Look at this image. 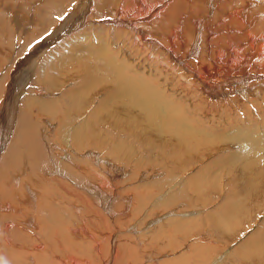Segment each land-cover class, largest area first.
I'll use <instances>...</instances> for the list:
<instances>
[{"label": "rangeland", "instance_id": "1", "mask_svg": "<svg viewBox=\"0 0 264 264\" xmlns=\"http://www.w3.org/2000/svg\"><path fill=\"white\" fill-rule=\"evenodd\" d=\"M16 1L17 2H15L13 0V2H14L13 3L10 0H3V1L0 0V43H1L0 44L1 45L0 46V62H1L0 65L3 64L5 66L6 64H8L7 62H9L10 59L14 58V63H16V65L18 66V69L16 70V74H15L16 75L15 76V81H16L15 83H17V85H18V87H17L18 90H20V88L23 87L20 91V94L17 95L20 102H21L22 98H24V97L29 98L30 100L33 99L34 100L33 102L36 101L35 103L39 102L40 100H50V98H52L54 100V98H55L58 100V102L60 101V106H62V108L65 110V112L68 113L69 115L70 114L72 115V116H70L69 121L72 118H75L73 120V122L71 123V125L74 127V129H76V127H78L77 126L78 123L80 124L79 126H82L81 123L83 122V120L88 119L89 115L94 110L96 111L95 108H97V111L96 112L94 111V112L95 113L98 112V108L100 109V106H101V104H99V102L100 103L104 102L103 98L105 97V94H104L105 91H103V90H101V91L99 90V91H97V93H95L96 91L90 92L88 90V91L84 92V94H82L83 98L81 96L80 101H79V99H77V97H75L76 100L74 98V100H72V104H71V101L66 96V92L68 90L74 91V90L80 89V88H78L79 82L74 77V76H77L78 73H76L74 70L76 69L75 65L78 64V62L80 63V61H82L83 59L86 58L84 55L88 54V53H86L85 50L88 49L87 51L91 50L90 52L92 55L89 54L90 56H93L96 53H98L101 55L102 58L103 57H104V59L107 58L106 59L107 61L110 58L109 62L113 65L114 68H116V69L121 68L122 69V70H120V71L124 72V74H122V76H125V78L130 77L132 80L137 81V83L139 85L143 86V88L147 89V91H146V89H144L143 92H141V94H146V96L148 95L147 97H149L151 99L154 98L155 101H156V97L161 98L162 99L161 101H157L159 103L158 105L160 107H163V106L167 107L168 104L172 103L174 106L182 108V109H180L181 110L180 112H182V113L178 114V115H180L179 119L181 120V118L184 117V118H182L181 121H183V120H186V122L188 121L187 123H188V126L190 127L189 129H190V131H192L194 133L193 136L196 137V139H197V137H200V138H204L207 141V144L204 146V149L200 148L195 153L194 152L190 153L189 154L190 156L188 158H186L185 161H179L180 163L178 162L179 164H177L178 160H176L174 157L170 158L171 159L170 160L168 157L169 155L166 154L164 150L160 151L157 149L159 147V144L157 142H154L153 146L152 145H143L144 141L141 139L140 133H137L138 131H136V130H135L136 132L135 131H128V134H126V132H124V131L121 132L119 130H115V126L118 127L117 124H120L118 122H121V121L123 122V120H125L126 118H124L125 115H123V114H117V113L111 111L109 116L106 114L104 116L105 118L104 119L102 118V121H101L102 122V128H101L102 131L100 130L101 132H98L99 134L95 133V135H89L90 138L86 139V141H84L85 145H83L86 148L81 150L82 151L81 152L80 150H77L78 148H76V142L74 140L75 139V133H67L65 135H62L63 133H65V130L68 127L65 124L69 123V121L66 122L64 120L66 118L62 117L63 115L60 116L59 114H55V113H54L55 115H50V113H48V112L39 113V109L37 110L36 107L31 108V113L33 115H35L33 118L35 120L38 119L40 122V127L41 128L43 127V129H41L42 138H44L43 147H44L45 151L48 150V151H46V154L49 156V157L48 156L47 157H48V161H49V166H50L49 170L50 171L48 170L49 166L44 167V170L46 168H47L46 170H48L45 178H47V181L49 183L52 182L51 184L54 187L53 189H55L54 193H51L49 198H47V200L45 199V201L48 203V205H50V207H52V209H54V211L56 213L53 215V217H51V216L49 217L48 214H46V215L44 214V220L47 223L44 226H45V229L47 231L48 229L51 228L50 226H51V222H52V223H54L53 227L57 224L60 231L57 230L54 234L53 233L47 234L44 230L45 235L46 234L49 235V239L51 242L50 241L48 242V240L46 238L47 235L44 237V239L41 236V240L39 241L38 232H40V231H39V229L37 230V228H39V227L37 226V222H36L35 217L33 216L34 221H35L34 224H32V226L29 225L30 226L29 227L26 225V220H24V222L21 223L23 218L15 216L16 217V218H14L15 222H12V223L14 225H17L16 228H18L20 230L22 229L21 233L23 235V239H25L23 241V243L25 246L24 251L26 253L23 251V255L27 254L26 256H28V255L32 254V249H34L33 246L42 244V247L34 249L33 251H36L39 249L43 250L46 248H47L46 250L49 251L51 249L50 247H52L54 250L52 249L51 251L55 252V255L52 254L53 255L52 257H53V259H56L55 263L58 264L59 259L63 258L66 254H69L66 252L65 246L67 244L68 245L71 244V247H74L75 249H76V247H77V249H80L81 247H86L88 253L90 250L89 254L91 255V258L89 259V256L85 255V254H83V256H82L81 255L82 253L79 255L80 252L76 253L77 249L76 250L73 249L75 253L71 256L73 257L74 260H72V257L69 258L70 261L67 258L66 259L67 264H84V263L85 264H92V263L95 264L92 261H95L96 264H102L103 261L106 262L108 260H109L110 264H123V263L124 264H173V262H175V263L181 262L182 264H184V263L185 264H199V263L200 264H218V263L219 264H251V263L254 264V258H252V259L250 258L249 261L244 262V260H245L244 258L247 257V256H244V258L238 257V260L236 261L235 260V259H237V257L235 258L236 255L235 256L232 255V254L239 253V252L242 254H245L248 251H249L248 253H251V248L254 249L251 254H256L255 256H258V255L264 256V187L262 188V190H263L262 195H258V193H254L252 195L247 196L246 194H243L244 192L241 189L242 185L245 187H249V188H252L251 185H253V189H254V187L256 185H259L260 182H262V180L260 181L261 178H259V176H261V175H262V177L264 176V162L261 161L259 158L263 154L262 155L259 154L258 155L259 157L257 156V158L259 159V162H257L254 159V154H252V153L248 154L247 152H249V151L240 153V148H239L242 141L245 143L247 142V144H248L249 141H247V136H249L251 133H252V135H250V136L253 137V139H252L253 142H251L250 144L254 143V139L256 141L257 137H258L257 141L259 143H261V142H262L261 144L264 143L263 142L264 141V139H263L264 138V87L262 88V86L264 85V81H262L261 83H255L256 81H253L254 79L251 77H256L257 75H249L246 72V73H244V76L246 77V74H247L248 78H246L244 80L239 79L236 81V83L241 82V81L246 83V81L248 79L249 82L248 81L247 82L250 83L251 87H249L247 89L241 88V86H239V84H236V83H235L236 85L231 84V85H228V87H227V85H225V83H226L225 82L223 84L225 87L228 88L227 91L221 92V90H219L217 85L213 88V90H210V89L206 90V91L209 90V91L215 92V94H214L215 96L217 93L216 97H218V95L220 96L218 99L214 95H209L208 97H206L207 95L203 92L204 90L202 88H201L202 90L198 88V86H201L202 84L200 83V81H198V79H196L195 76H192V78L195 80V82H192L193 80L190 79V81H191L190 83H192L191 87H190V83H188V84L187 83H185V84L181 83L184 80H181V78L179 76V72H178L179 70H177L176 73H174V71L176 69L175 70L172 69V71H171L170 68H167L164 64H162V62L164 60V58H162V54H164V52L168 53L167 52L168 50H164L160 46H158V48H156V49L152 48L151 46H149L146 43V40L139 42L135 37H133L131 29L128 27V25L125 24L128 21L129 22L137 21V23H139V24L141 23L144 26V28H146L148 30V32H147L148 34L154 33V27H153V25H150L152 18H154L153 15L151 14V10H147V11L144 10V7L142 5H140L142 2L138 1V0H137V2L135 0H134V2H132L133 0H131L130 2L127 0V2L123 6L121 5L122 4V2H121L120 5H121V8L122 7L123 8L121 10H119L117 12V14H113L111 12L112 15L107 14V16H106L105 10L108 9L107 11H109V12H110V10L112 11V9L114 8V6H115L116 2H118V0L117 1L116 0H110L111 2L109 0H108L109 2L106 1L107 3H110V5H113V6H108V7L106 6L107 9H104L103 12H101L103 14L105 13L103 16L102 15L101 16L95 15L96 12L91 11L92 6L87 5L86 10H85L86 13L83 15L84 19L82 18L81 23H79L77 25L75 23H73L74 18L71 19V18H69V16H72L73 12H76V16H77L78 14L81 13L84 6H82V3H79L80 0H68L69 2L64 0L63 2L66 4L63 6L65 8V10H63V11H64L67 18L65 20L63 18H61V23L60 22H58V23H60L59 24L60 27L64 24L63 25L64 29L62 27L61 28L59 27L60 31H62V30L65 31L66 27L69 26V28H67L68 31L65 33L62 32L60 34V36H58L57 39H55L54 41L52 40L53 43L51 41L50 42L48 41L45 45H43L41 47H39L40 46L39 44L41 43V41L44 40L45 38H47L51 34L53 29L55 28L53 26L51 28V31L49 32L48 30H46L48 27L44 29L43 25H41V24H43V22L41 20L40 13H39L41 11H38L37 9L41 4H43L42 2H44V0L43 1L42 0H40V1L35 0V2H37V3H35L34 0H26V1L20 0L23 2V4L22 3L20 4V2L18 0H16ZM232 1L226 0L224 8L221 9V8H219L220 4L216 0H214V1L213 0H190L188 2H190V3L193 2V3H191V6H189L191 8H189L188 11L185 10L189 13L183 12L181 10L178 13L179 15L177 14L176 18L180 17L182 19V22L183 21H189V22H186V25H184V29L189 28V29H187V35L184 34L183 28H182V31L179 29V34L177 33V35H180V36H177V39H176L179 46L177 43H174V45H173V43L171 44L173 50L176 51V53L178 52L177 61H173L171 59V63L172 62L175 63L176 65L175 64L174 65L177 67V69L182 68V70H184V72H185L186 68L182 67L184 65L185 61L192 68H197L199 66V64L203 65V63L206 64L207 62H208L207 66L210 67L211 62H209V59L211 57L213 58V55L218 54L220 52H221L220 56H221L222 60L227 59V64L229 66L231 65V67H232V64H234V63L239 64L241 62V61H236V60H238V58L241 57V54L244 53V51H245L244 49L246 48V46L244 45V46H242L244 48H242L241 47L242 44L240 43V41H237V40H239V37H241V34L244 31H242V30L237 31V29L235 30V28L226 27L225 25H222L221 23L224 22L222 17H224L226 10H228L226 8H229V5H230V7H233L236 5L238 6V4L239 5L243 4V6H240L241 10H242L241 12L243 13L244 20H245L243 25L249 24V25H247L248 27L246 28V30L248 28L254 29V27H257L258 23H261V22H262V28L264 29V26H263L264 25V19H263L264 1L263 0H247L250 2L249 4L241 3V0H239V1L234 0V2H232ZM235 1H236V3H235ZM40 2H41V4H40ZM131 2H132V4H131ZM231 2L235 3V5L232 4ZM27 3H28V5H27ZM135 3H137V4H135ZM190 3L189 4L187 3V4L190 5ZM36 4H37V6H36ZM61 4H62V1H61ZM132 5H133V7H132ZM29 6H30V8H29ZM31 6H33V7H31ZM124 6L126 9L124 8ZM138 6L141 7L142 9H140ZM213 7H216V8L214 9ZM6 8H7V10H6ZM212 8H213V10H212ZM261 8H263V9H261ZM195 9H196V11H195ZM78 10H81L80 13ZM130 10H131V12H130ZM145 11L147 12L146 16L144 15ZM223 11H225V12H223ZM33 12H34V14H33ZM142 12H144V13H142ZM201 12H203V13H201ZM248 12H249V14H248ZM35 13H37V14H35ZM138 13H141V15L143 14V16L141 18H145V17L146 18L140 19L141 15ZM4 15H5V17H4ZM92 15H94L95 17ZM129 15H130V17H129ZM188 15H190V16H188ZM119 16H120V18H119ZM31 17H33V18L31 19ZM131 17L133 19L134 18L135 19L133 20V19H131ZM258 17H260V18H258ZM2 18H5V20ZM105 18H107V19H105ZM109 18H113V20L109 19ZM128 18H130V19H128ZM116 19H117V21H116ZM121 19L124 22H125V20H128V21L125 23L122 21L123 23H121L119 21ZM149 19H150V21H149ZM187 19H190V20H187ZM67 20L69 21V23ZM177 21H178V19H177ZM219 21H221V23ZM30 22H32V23H30ZM38 22H40V23H38ZM119 22L121 25L119 24ZM202 22H204V23H202ZM209 22H210V25H209ZM211 22H213L214 24ZM188 23H189V25H187ZM215 23H218V24L216 25ZM190 24H192V26ZM219 24H221L222 26ZM2 25H4V26H2ZM170 25L173 26V24H169L168 27ZM216 26H218V28H219V26H221V29H224V30L218 29ZM142 27L139 29L137 28V29L145 37L146 33H144V32L146 29H143ZM152 27H153V29H152ZM116 28H117V30H116ZM120 28H122V30ZM150 29H151V31H150ZM215 29H216V31H215ZM230 29L235 30V32L230 31ZM195 30H196V32H195ZM260 30H262V29H260ZM133 31H134V29H133ZM156 31L159 32L158 30H156ZM180 31H181V33L183 32V34H180ZM209 32H211V33L209 34ZM223 32H225V34ZM226 33L229 37L226 36ZM157 34H158L157 35L158 40L154 37V35H151V37H153L154 40L156 39L157 41L161 40V41H159L160 43L161 42L164 43L163 40L165 39V37H164L165 34L162 33L161 31H160V33H157ZM159 34H160V36H159ZM215 34H217V35H215ZM218 36H220V37L218 38ZM237 36H238V38L236 40H234V38ZM182 38H183V40H182ZM207 39H208V41H207ZM9 40H12L11 44H8ZM15 40H16V42H15ZM1 41L2 42L5 41L4 42L5 45H2ZM261 41H262V39H261ZM7 44H8V46H7ZM151 44H154V43H151ZM2 46H4V47L2 48ZM187 46L189 48L188 53H184L182 55L183 51L185 49L186 50L188 49ZM192 46H194L193 52L191 51ZM37 47H39V48H37ZM238 47H240L241 49H239ZM4 48H6V49H4ZM211 48H213V49H211ZM37 50H39V51L36 53L35 51H37ZM29 52L30 53L32 52L33 55L30 54L29 57L26 58L27 61L25 60L26 62H24V64H22V62H20V61H22L21 56H24V55L27 56L29 54ZM101 52H103V53H101ZM232 52H234V55ZM179 53H180V55H179ZM165 56L166 55H164V57ZM181 56L182 57L184 56V58H182ZM208 56H210V57L208 58ZM246 56H247L246 58H248L250 55L247 54ZM229 57H232L233 59L229 58ZM75 58H76V60H74ZM5 59L7 61H5ZM113 60L115 63L111 62ZM247 60H249V58L244 60V62L240 66H238L237 69L232 67V73L230 72L231 73L230 75H235L236 73H239L240 70L246 66L245 63ZM181 61H182V64H181ZM230 61H232V63H230ZM18 62H20V63L18 64ZM30 65H31V67H30ZM229 66H228V69L231 68ZM74 67H75V69H74ZM15 68L16 67L14 66V69ZM24 68H25V71H24ZM64 68L65 69L68 68V69L64 70ZM248 68L251 69L250 65ZM229 70L231 71V69H229ZM63 71L68 72L66 74H69V75H65ZM20 72L21 73L24 72V73L21 74ZM46 72L47 73L51 72V74L48 73V74H50V75H48V74H46ZM58 72H60L63 77H61L60 73L57 74ZM54 73H56V75ZM71 73L74 76H72ZM42 74H43V76L46 75L44 77L45 79L43 78L46 81H44L42 79L43 81L40 80V82H39L40 78H38V77L42 78V76H41ZM218 74L221 75V74H223V72L219 71L217 73V75ZM23 75L26 77V79L23 77ZM50 76H53L52 77L53 80L56 76L58 77L55 79L57 82L56 84H58L57 89L55 91H53V89H51V87L49 85H47L48 82L51 83ZM46 77L48 78V80ZM184 78L187 79L185 75H184ZM55 80L53 81V83L55 82ZM142 81L144 83H142ZM144 84L145 85L148 84L147 86L150 89L147 86L145 87ZM232 87H234V88H232ZM31 88H34V90ZM139 88L142 90V88L140 86H139ZM148 90L149 91H156L158 95L157 94L156 95L149 94ZM216 91H218V92H216ZM241 92H242V94H241ZM26 93H30V94H26ZM31 93H33V94H31ZM77 93H78V91H76L75 95H77ZM23 94H24V96H22ZM114 95H116V94H114ZM31 97H32V99H31ZM232 97H233V99H232ZM238 97H240V98H238ZM36 98H37V100H35ZM206 98H208L209 101H207ZM214 98H216L215 101H213ZM224 99H226V100H224ZM230 99H232V100H230ZM67 100H69L70 102ZM204 100H206V101H204ZM168 101H170V103ZM216 101L219 102L220 105ZM224 101L225 102L227 101V103H225ZM204 102L206 104L209 102L208 104L212 107L210 108V106L208 104L207 105L204 104ZM213 103H215V104H213ZM111 104H113V103H111ZM111 104L110 103L108 104V106H109L108 110L109 111L111 109H113V108H111L112 107ZM130 105H131V103H130ZM82 106H84V107L82 109H80ZM200 107H201V109H203V111L200 110ZM202 107H204V108H202ZM206 108H208V109H206ZM178 115H176V113L174 114V116H176V118L178 117ZM64 116L67 117L66 114ZM56 117H58V118H56ZM62 118H63L64 122H63ZM119 118H121V119H119ZM119 120H121V121H119ZM241 120H242V122H241ZM104 122H105L106 127L103 129V123ZM109 124H110L111 128L109 127ZM124 124H123V127H126V125L128 126V121ZM113 125H115V126L112 127ZM49 126H51V128ZM59 128H60V131H59ZM203 128L205 131L203 130ZM194 129L197 131L195 132ZM245 130H247L249 135L247 134V132ZM198 131H200L201 133L200 132L198 133ZM130 132L132 134H129ZM91 133H93V132H91ZM242 133H243V135H242ZM96 134H98L99 136L98 135L96 136ZM133 134H134V136H133ZM137 134H139V135H137ZM91 139L93 140V142ZM108 139H109V141H108ZM233 139H235V140H233ZM245 139H246V141H244ZM262 139H263V141H262ZM87 140H89V141H87ZM112 140L114 143L112 142ZM236 140L237 141L240 140L239 142H241V143H236ZM95 142L96 143L98 142V144L95 145ZM231 142H233V143H231ZM258 142H256V143H258ZM108 143H109V145L113 146L114 147L113 150H115L114 151L115 154H112L111 156L108 155L109 147H111V146L107 145ZM250 144L247 147H248V149L250 148L249 150L251 151L252 147L250 146ZM252 145L254 146V144H252ZM119 149H120V151H119ZM75 152H77V153H75ZM84 152H91L90 154L85 155L84 156L85 158L89 157V155H92V154L96 156L93 158L94 164L92 163V160L88 158L89 159L88 161H91V163L94 166V167H92L93 170H94V168L96 170H94V171L92 170L93 173H91L92 171L90 172L91 178H90V175L86 174L87 171L84 170L85 172L84 171L82 172L84 174L81 175L83 179L81 178L80 182L79 181L76 182L75 180H71L67 176V174L62 172L63 167L61 168L62 164H59V162H62V160L65 159L68 162L67 163L68 165L66 164V166L70 167V170H72L74 172H81L82 171L81 168H82L84 163H82V161H77V157L81 156V153H83L82 155H84ZM237 153L239 154V156H237L238 155ZM244 153H246V154H244ZM240 154H242V156ZM161 155H163V156L161 157ZM240 156H241V158H240ZM70 157H73V158H70ZM75 159H76V161H75ZM56 160H58V161L55 162ZM85 160H87V159H84L83 161H85ZM72 161H73V163H72ZM181 162H183V163H181ZM98 163H100V164H98ZM175 164H177V165H175ZM96 166H98V167H96ZM99 166H101V167L99 168ZM178 166L180 167L179 169H178ZM53 167H54V170H57V172L59 169L58 174H60L63 178L56 173L52 172L54 175L49 173V172H51V168H53ZM102 167H104V168H102ZM111 167H113V168H111ZM245 167L247 168V171H246ZM97 168L102 169L101 172L103 171V173L101 174ZM242 169L245 172L243 174L240 173ZM257 171H259V173ZM261 171H263V172H261ZM21 173H22V171L20 172V174ZM249 174H252V178H251V175L249 176ZM22 175H25V173H23ZM92 175H94L95 178L92 177ZM103 175L104 176L106 175V176L104 177ZM51 176L56 178V179L60 176L61 179L58 178L57 181H54L51 178ZM86 176H87V178H86ZM22 177H24V176H22ZM88 177H89V179H88ZM132 177H133V179H132ZM66 178L68 179V182L72 185L66 184L67 183ZM97 178H99L100 181H107V183L103 182V183H105V186L112 184L113 190H112L111 186L110 187H104V188L102 186H99V184H98L99 181H97V182L93 181L94 179L96 180ZM187 178H188V180H187ZM62 179H63V181H62ZM194 179L196 181L202 180V181H200V185H202V189L200 187H198L197 190L194 188H192V189L190 188V186H191L190 183H192V181ZM26 180H27V178L25 177V181ZM185 180L188 183L184 182ZM58 181H59V183H58ZM131 181H133V182H131ZM151 181H152V183H151ZM242 181L244 183H246V185H244ZM63 182H65V183H63ZM88 183H92V184L96 183L95 184L96 188L99 189L100 191L102 190V193L101 192L99 193L100 195L103 194V197L100 196L101 202L102 201L105 202L107 199V204L104 208H103V206H101V204L98 203V201L95 200L96 198H99L98 196H96L98 194H95V199L93 197H91V195L94 194L95 191L92 189V187L90 185H88ZM134 183L137 185H141V186H137L139 188V190L134 185ZM247 183H249V184H247ZM86 184H87V186H86ZM126 184H127V188H126ZM148 184H149V187H148ZM187 184H190V185H187ZM261 184L264 185L263 182ZM154 186H156V187H154ZM186 186H188V188ZM69 187H71V188L69 189ZM141 187H142V189H141ZM146 187L149 190L150 189L151 190L149 192H147L148 189L144 190ZM56 189H57V191H56ZM110 189L112 190V192ZM108 191H110V192H108ZM143 191H145L146 194L143 195ZM189 191H190V193H189ZM56 192H58V195L56 194ZM89 192H91L92 194ZM125 192H126V194H129V196H127L125 194ZM84 193H85V195H84ZM86 193H88V194H86ZM130 194H131V196H130ZM141 194H142V197H141ZM148 195H149V197H148ZM55 196H56V198H55ZM120 196H121V199H120ZM136 196L141 197L140 198L141 200H139V198ZM143 196H145V197L143 198ZM169 196H170V198H169ZM51 197H53V199ZM233 197H235V198H233ZM126 198H128V200ZM136 199H138V200L136 201ZM146 199H148V200L146 201ZM143 200L146 202H144ZM234 200L236 201V204H238L237 206H235V204L233 205ZM89 201H91V203ZM159 201L161 202L160 204L157 203ZM164 201H165V203H164ZM94 202H95V204H93ZM240 202H242V203H240ZM51 204L53 206H51ZM81 204H82V206H80ZM152 204L153 205L155 204V205L153 206ZM136 205L139 206L140 209L135 208V207H137ZM152 206H153V208H152ZM144 208H145V210H144ZM74 209H76V210H74ZM116 210L118 212H116ZM25 211H27V210H25ZM28 211L30 212L31 209L30 210L28 209ZM133 211L134 212L136 211V212L134 213ZM29 212H27V214H29ZM115 212L117 214H115ZM57 213H59V214H57ZM161 213L162 214L168 213V214L166 215V217L161 219V221H159V223L153 222L155 224L153 225V227H150L152 225L150 221H154L155 218H157V217L159 218L160 215H162ZM169 213H171V215ZM147 214H149V215H147ZM31 215H32V213H31ZM56 215H58V216H56ZM235 215L236 216L238 215L239 217L237 216V218H236ZM218 216L220 218L226 216V217H228L227 219L231 222L221 228L219 226V223L215 220ZM48 217L52 220L50 223L47 222V219H49ZM58 217L60 218V220ZM62 217H63V219H62ZM167 217H169V218H167ZM53 219H55V220H53ZM56 219H57V221H56ZM16 222H18V223H16ZM60 224H62V225H60ZM99 224H100V226H99ZM104 226H106V227H104ZM100 228H102V229H100ZM28 230H30L31 232ZM231 230L232 231L235 230L237 233L235 232V234L232 237L230 236L228 238V236L230 235L229 232H232ZM167 231H168V233H167ZM33 232L34 233L36 232V233L34 234ZM61 232L63 235L61 234ZM32 236H33V238H32ZM63 236H65L66 239ZM53 240H54V242H53ZM166 241H168V242H166ZM38 243H40V244H38ZM188 245H190V246H188ZM254 245H257V246H255V248H254ZM247 246H248V248H247ZM4 247H6V246H3V249H4ZM12 247H13V249H12ZM8 248H10V250L12 249L14 251L15 247L8 245ZM92 248L93 249L96 248V249L93 250ZM91 249H92V251H91ZM257 249L259 251H257ZM229 251H231V252H229ZM77 252H78V250H77ZM218 252H219V254H218ZM208 254L210 255V257ZM116 256H117V258H115ZM28 257H30V256H28ZM69 257H70V255H69ZM93 257L95 258V260ZM181 257L183 259H181ZM107 258H109V259H107ZM26 259L23 256V258H21L20 261L26 262ZM115 259H116V261H115ZM173 259H175V260H173ZM117 260L119 263L117 262ZM82 261H84V262H82ZM122 261H124V262H122ZM31 262H32V260L29 262V264ZM104 262H103V264H104ZM259 263H261V262H259Z\"/></svg>", "mask_w": 264, "mask_h": 264}, {"label": "bare ground", "instance_id": "2", "mask_svg": "<svg viewBox=\"0 0 264 264\" xmlns=\"http://www.w3.org/2000/svg\"><path fill=\"white\" fill-rule=\"evenodd\" d=\"M3 1V0H2ZM13 2V0H10ZM15 2H17L16 0H14ZM20 2V4L23 2L18 0ZM26 1V0H25ZM40 1V0H39ZM43 1V0H42ZM41 1V2H42ZM61 1H62V4H61ZM64 0H44V2H42L43 4H41L40 2V6L38 7V11H41L39 12L40 13V16H41V20L43 22V28H47L46 30H48L49 32L51 31V28L54 26L55 28L53 29V31L51 32V34L45 38L44 40L41 41V43L39 44L41 46L45 45L48 41L52 42L58 38V36H60V34L62 32H67L69 28L66 27L65 31H60L59 30V27H60V23H61V18H63L64 20L67 18L64 11L65 8L63 7L66 3L63 2ZM65 1H68V0H65ZM93 1V2H92ZM106 1L108 0H80L79 3H82V6L83 7V10H78L79 13L81 11L80 14H78L76 16V12H73L72 13V16H69V18H74L73 19V23H75L76 25L81 23L82 21V18H83V15L86 13V7L87 5H91L92 8H91V11L93 12H96L95 15H104L106 13V16L107 14L110 15L111 12L113 14H117V12L119 10H121V5L123 6L127 0H118V2H116L114 8L112 9V11L110 10L107 11L108 9L106 8V6H113V5H110V3H107ZM110 1V0H109ZM108 1V2H109ZM117 1V0H116ZM129 2L131 0H128ZM137 2V0H135ZM138 1H141L142 3L140 5H142L144 7V10H151V14L153 15L154 18H152L151 20V24L150 25H153L154 27V33H150L148 34V30L146 28H144V26L140 23H137V21H131L129 22L128 20H125V23L122 19L119 20L121 23H125L126 25H128V27L131 29V32H132V35L133 37H135L139 42L141 41H145L146 40V43L151 46L152 48H158V46L162 47L164 50H168L167 52L168 53H165L162 54V58H164L162 64H164L167 68H170V70L172 71V69H176L174 71V73H176L177 70H179V76L181 78V80H184L182 81L181 83L185 84V83H190V79H192L193 81L192 82H195V80L192 78V76H195L196 79H198V81H200V83L203 85L201 86H198L199 89H203L204 93L207 95H205L206 97H208L209 95H214L215 92H212V91H206L207 89H210V90H213V88L217 85V87L219 88V90H221V92H224V91H227L228 90V85H231V84H235L237 80H244L247 77V74H246V77L244 76V73H248L249 75H257L256 77H251L253 78L252 80L253 81H256L255 83H261L262 81H264V29L262 28V22L261 23H258V26L257 27H254V29H250L248 28L246 30V28L248 27L247 25H243L245 20H244V16H243V13L241 12V7L240 6H243L242 5H239L238 6H233V7H230L229 5V8H226L228 10H226V13L224 14V17H222V19L224 20L223 23H221V21H219L222 25H225L226 27H232V28H235V30L237 29V31H244L242 34H241V37H239V40L237 41H240V43L242 44V46H246V48L244 49V53L241 54V57L238 58V60L236 61H241L239 64H232V67L237 69L238 66H240L244 60L248 59L246 61V66L240 70L239 73H236L235 75H230L232 73V67L231 65L229 66L227 64V59L225 60H222L220 53L218 54H215L213 55V58L211 57L209 59V62H211V66L208 67L207 66V63H203V65L199 64V66L197 68H192L190 67L187 62L185 61L184 65L182 67H185L186 68V71L184 72V70H182V68H178L175 66L176 64L175 63H171V59L173 61H177V55H178V52L176 53V51L173 50L171 44L173 43H177L176 39H177V36H180V35H177V33L179 34V29L182 31V28L184 29V25H186V22H189V21H183L182 22V19L179 17V18H176L177 17V14L182 10L183 12H187L189 10V6H191V3L193 2H188L190 0H138ZM160 1V2H159ZM214 1V0H213ZM220 5H219V8L223 9L224 6H225V3H226V0H216ZM232 1V0H231ZM239 1V0H237ZM264 1V0H263ZM11 2V3H12ZM28 2V1H27ZM30 2V1H29ZM35 2V0H34ZM69 2V1H68ZM111 2V1H110ZM122 2V4H121ZM134 2V0L132 1ZM131 2V4H132ZM228 2V1H227ZM234 2V0L232 1ZM231 2V3H232ZM10 3V4H11ZM14 3V2H13ZM37 3V2H35ZM190 3V5L188 4ZM195 3V2H194ZM214 3V2H213ZM216 3V2H215ZM217 3V4H218ZM229 3V2H228ZM236 3V1H235ZM235 3H232L235 5ZM241 3H244V4H249L250 2L247 1V0H241ZM240 3V4H241ZM8 4V3H7ZM9 4V5H10ZM70 4V3H69ZM121 4V5H120ZM137 4V3H135ZM230 4V3H229ZM28 5V3H27ZM68 5V4H67ZM71 5V4H70ZM81 5V4H80ZM193 5V4H192ZM197 5V4H196ZM213 5V4H212ZM37 6V4H36ZM79 6V5H78ZM136 6V5H135ZM162 6V7H161ZM232 6V5H231ZM258 6V5H257ZM26 7V6H25ZM33 7V6H31ZM88 7V8H89ZM118 7V8H117ZM129 7V6H128ZM133 7V5H132ZM139 7V6H138ZM198 7V6H197ZM247 7V6H246ZM259 7V6H258ZM30 8V6H29ZM64 8V9H63ZM67 8V7H66ZM79 8V7H78ZM110 8V7H109ZM125 8V6H124ZM137 8V7H136ZM140 9H142L141 7H139ZM193 8V7H192ZM199 8V7H198ZM197 8V9H198ZM214 9L216 7H213ZM212 8V10H213ZM260 8V7H259ZM18 9V8H17ZM104 9H107L105 10V13H101L103 12ZM111 9V8H110ZM126 9V8H125ZM128 9V8H127ZM263 9V8H261ZM7 10V8H6ZM33 10V9H32ZM187 10V11H185ZM206 10V9H205ZM22 11V10H21ZM34 11V10H33ZM137 11V10H136ZM142 11V10H141ZM145 11V16H146V12ZM196 11V9H195ZM208 11V10H207ZM249 11V10H248ZM257 11V10H256ZM18 12V11H17ZM127 12V11H126ZM131 12V10H130ZM140 12V11H139ZM213 12V11H212ZM225 12V11H223ZM13 13V12H12ZM101 13V14H100ZM123 13V12H122ZM129 13V12H128ZM133 13V12H132ZM144 13V12H142ZM189 13V12H187ZM203 13V12H201ZM210 13V12H209ZM214 13V12H213ZM263 13V12H262ZM261 13V14H262ZM34 14V12H33ZM37 14V13H35ZM141 15V13H138ZM150 14V13H149ZM148 14V15H149ZM218 14V13H217ZM223 14V13H222ZM249 14V12H248ZM89 15V14H88ZM87 15V16H88ZM112 15V14H111ZM139 15V16H140ZM179 15V14H178ZM181 15V14H180ZM233 15V16H232ZM258 15V14H257ZM9 16V15H8ZM94 16V15H92ZM121 16V15H120ZM119 16V18H120ZM143 16V14L140 16V19H145V18H141ZM190 16V15H188ZM201 16V15H200ZM226 16V17H225ZM229 16V17H228ZM5 17V15H4ZM10 17V16H9ZM95 17V16H94ZM99 17V16H98ZM97 17V18H98ZM111 17V16H110ZM114 17V16H113ZM125 17V16H124ZM130 17V15H129ZM210 17V16H209ZM215 17V16H214ZM246 17V16H245ZM33 17H31L32 19ZM68 18V19H69ZM93 18V17H92ZM96 18V19H97ZM100 18V17H99ZM104 18V17H103ZM108 18V17H107ZM105 18V19H107ZM122 18V17H121ZM138 18V17H137ZM151 18V17H150ZM185 18V17H184ZM260 18V17H258ZM257 18V19H258ZM5 20V18H2ZM17 19V18H16ZM84 19V18H83ZM109 19H112L113 18H109ZM115 19V18H114ZM118 19V18H117ZM116 19V21H117ZM130 19V18H128ZM131 19H133L131 17ZM135 19V18H134ZM133 19V20H134ZM139 19V18H138ZM178 19V21H177ZM201 19V18H200ZM221 19V20H222ZM263 19H264V16H263ZM29 20V19H28ZM35 20V19H34ZM33 20V21H34ZM40 20V19H39ZM38 20V21H39ZM40 20V21H41ZM103 20V19H102ZM187 20H190V19H187ZM203 20V19H202ZM214 20V19H213ZM217 20V19H216ZM20 21V20H19ZM68 21V20H67ZM108 21V20H107ZM123 21V22H122ZM150 21V19H149ZM205 21V20H204ZM208 21V20H207ZM211 21V20H210ZM249 21V20H248ZM253 21V20H252ZM257 21V20H256ZM60 22V23H58ZM119 22V24H120ZM247 22V21H246ZM25 23V22H24ZM32 23V22H30ZM40 23V22H38ZM69 23V21H68ZM109 23V22H108ZM113 23V22H112ZM204 23V22H202ZM213 23V22H211ZM67 24V23H66ZM118 24V23H117ZM169 24H173V26H169ZM214 24V23H213ZM216 25L218 23H215ZM219 24V25H221ZM64 25V24H63ZM63 25L61 26L63 28ZM71 25V24H70ZM115 25V24H114ZM121 25V24H120ZM119 25V26H120ZM149 25V26H150ZM189 25V23L187 24ZM192 26V24H190ZM209 25H210V22H209ZM212 25V24H211ZM221 25V26H222ZM4 26V25H2ZM143 26V27H142ZM190 26V27H191ZM196 26V25H195ZM208 26V25H207ZM215 26V25H214ZM213 26V27H214ZM221 26H216L218 29H221ZM256 26V25H255ZM264 26V25H263ZM29 27V26H28ZM60 27V28H61ZM125 27V26H124ZM143 28V29H146L144 33H146V36L144 37L142 35L141 32L138 31L139 28ZM152 27V29H153ZM197 27V26H196ZM203 27V26H202ZM201 27V28H202ZM206 27V26H205ZM211 27V26H210ZM215 27V28H216ZM224 27V26H223ZM251 27V26H250ZM6 28V27H5ZM42 28V29H43ZM138 28V29H137ZM212 28V27H211ZM64 29V28H63ZM72 29V28H71ZM122 30V28H120ZM134 29V31H133ZM187 29L189 28H185L184 29V34L187 35ZM205 29V28H204ZM229 29V28H228ZM262 29V30H260ZM45 30V31H46ZM117 30V28H116ZM124 30V29H123ZM141 30V29H140ZM156 30H158L159 32H157ZM221 30H224V29H221ZM220 30V31H221ZM235 30L233 29H230V31H234ZM260 30V31H259ZM9 31V30H8ZM70 31V30H69ZM151 31V29H150ZM160 31L162 33L165 34V39L163 40L164 43H160L159 41H157V33H160ZM180 31V34H183V32L181 33ZM204 31V30H203ZM209 31V30H208ZM216 31V29H215ZM39 32V31H38ZM143 32V31H142ZM196 32V30H195ZM9 33V32H8ZM27 33V32H26ZM37 33V32H36ZM63 33V34H64ZM211 32H209L210 34ZM225 34V32H223ZM222 33V34H223ZM239 33V32H238ZM30 34V33H29ZM33 34V33H32ZM45 34V33H44ZM208 34V35H209ZM35 35V34H34ZM66 35V34H65ZM151 35H154V37L157 39L154 40L153 37H151ZM217 35V34H215ZM148 36V37H147ZM160 36V34H159ZM184 36V35H183ZM204 36V35H203ZM226 36L227 33H226ZM163 37V38H164ZM220 36H218L219 38ZM229 37V36H228ZM227 37V38H228ZM28 38V37H27ZM208 38V37H207ZM238 38L235 37L234 40H236ZM6 39V38H5ZM25 39V38H24ZM181 39V38H180ZM192 39V38H191ZM262 39V41H261ZM28 40V39H27ZM53 40V41H52ZM183 40V38H182ZM222 40V39H221ZM21 41V40H20ZM201 41V40H200ZM208 41V39H207ZM2 42V41H1ZM5 41L2 42V45H5L4 43ZM16 42V40H15ZM57 42V41H56ZM214 42V41H213ZM226 42V41H225ZM12 43V40H9L8 44H11ZM86 43V42H85ZM151 43H154V44H151ZM231 43V42H230ZM1 44V43H0ZM7 44V46H8ZM15 44V43H14ZM51 44V43H50ZM56 44V43H55ZM81 44V43H80ZM79 44V45H80ZM129 44V43H128ZM178 44V43H177ZM18 45V44H17ZM49 45V44H48ZM147 45V46H148ZM211 45V44H210ZM1 46V45H0ZM103 46V45H102ZM146 46V47H147ZM179 46V44H178ZM229 46V45H228ZM4 46H2L3 48ZM37 47V48H39ZM104 47V46H103ZM102 47V48H103ZM7 48V47H6ZM4 48V49H6ZM151 48V49H152ZM180 48V47H179ZM188 48V46H187ZM215 48V47H214ZM233 48V47H232ZM239 49H241L240 47H238ZM237 48V49H238ZM244 48V47H242ZM80 49V48H79ZM207 49V48H206ZM210 49V48H209ZM213 49V48H211ZM219 49V48H218ZM40 50V49H39ZM35 51L36 53L39 51ZM88 49H86V53L88 54H85L84 56L86 57L85 59H83L82 61H80V63L78 62V64H76V69L74 67V71L77 74V76H74L72 73V76H74L78 82H79V86L78 88H80L79 90H74V91H67L66 92V96L69 98V100L71 101V104H72V100H74L75 97H77V99H79L80 101V97L82 96V94H84V92L86 91H90V92H95L97 93V91H105V97L103 98L104 102L100 103L101 106H100V109L98 108V112L95 113L97 111V108L96 111L92 112L90 115H89V118L88 119H84L83 122L81 123L82 126H79L80 124L78 123V127H76V129H74V127L71 125V123L73 122V120L75 118H72L70 121H69V118L70 116H72L71 114L69 115L68 113L65 112V110L62 108V106H60V101L58 102L57 99H55L54 97V100L52 98H50V100H40L39 102L35 103L33 102L34 100H30L29 98H22L21 102L20 100L18 99V96L20 94V91L21 89L23 88H20V90H18V85L17 83H15V74H16V70L18 69V66L16 65V63H14V58L10 59L9 62H7L8 64H6L5 66L2 64L0 65V264H29V262L32 260V264H57L55 263L56 259H53V255H55V252L54 251H51L53 248L50 247L51 249L48 251L46 249H43V250H36V251H33L34 249H37L39 247H42V244L41 245H35L33 246L34 249H32V254L26 256V255H23V251H24V243L23 241L25 239H23V235H22V229H18L16 228L17 225H14L12 222H15L14 221V218H16L15 216L17 217H22L23 220L21 221L24 222V220H26V225L27 226H32V224H34V217L36 219V222H37V226L39 228H37V230L39 229L40 232H38V238H39V241L41 240V236L44 237L49 234V233H55L57 230H59L57 224L53 227V224L51 221V219L49 218L50 216L53 217V215L56 213L54 211V209H52V207H50V205H48V203L45 201V199L47 200V198H49L50 194L51 193H54V190L53 189V185L51 184L52 182H48L47 181V178H45L48 170L50 169V166H49V161H48V155L46 154V151L48 150H44V147H43V140L44 138H42V132H41V129H43V127L41 128L40 127V122L39 120H35L33 117L35 115H33L31 113V108L33 107H36V109L38 110L39 109V113H44V112H48L50 113V115H55V114H59L60 116L63 115L62 117L66 118L64 119L66 122L69 121V123L65 124L67 127V129L65 130V133H63L62 135H65L67 133H75V142H76V148H78L77 150H83L85 149L86 147H84L83 145L84 144V141H86V139H89L90 136L89 135H95V133H98V132H101L102 131V118L104 119L105 115L107 114L109 116L110 112L113 111L117 114H123L125 115L124 118H126L125 120H123L124 123H126L128 121V126L126 125V127H123V122L121 120V122H118L120 124H117V126L113 125L112 127L115 126V130H119V131H124L126 132V134H128V131H138L137 133H140V137L141 139L144 141L143 142V145H154V142H157L159 144V147L157 148L158 150L160 151H165L166 154H168L167 156L170 158L174 157L177 161V164H179L180 162L179 161H185L186 158H188L190 155V153L192 152H196L198 151L200 148H203L204 149V146L207 144V141L204 139V138H200V137H194V133L192 131H190V127L188 126V121L186 122V120H182V117L181 120L179 119L180 112L182 108H179L177 106H174L172 103H170V101H168L170 104H168L167 107L163 106V107H160L158 104L157 101H161L162 99L159 98V97H156V101L154 98H149L146 96V94H141V92H143L144 89L146 88H143V86L139 85L137 83V81H134L132 80L130 77L129 78H125V76H122V74H124L123 71H120L122 70L121 68H114L113 65L109 62V60L107 61L104 57L102 58L100 54L96 53L95 55L93 56H90L92 55L91 54V50L87 51ZM188 50L189 48L186 50L183 51L182 55L184 53H188ZM232 50V49H231ZM105 51V50H104ZM181 51V50H180ZM192 52L194 51V46H192ZM200 51V50H199ZM211 51V50H210ZM213 51V50H212ZM215 51V50H214ZM234 51V50H233ZM241 51V50H240ZM239 51V52H240ZM82 52V51H81ZM80 52V53H81ZM236 52V51H235ZM27 53V52H26ZM25 53V54H26ZM103 53V52H101ZM105 53V52H104ZM138 53V52H137ZM208 53V52H207ZM233 55H234V52H232ZM33 55V53L29 52V54L26 56H21L22 57V64H24V62H26V58L29 57V55ZM90 54V55H89ZM195 54V53H194ZM198 54V53H197ZM212 54V53H211ZM228 54V53H227ZM247 54H249L250 56L248 58H246ZM164 55H166L164 57ZM180 55V53H179ZM186 55V54H185ZM207 55V54H206ZM232 55V56H233ZM17 56V55H16ZM88 56V57H87ZM2 57V56H1ZM20 57V58H21ZM46 57V56H45ZM182 57V56H181ZM207 57V56H206ZM210 56H208L209 58ZM19 58V59H20ZM77 58V57H76ZM76 58L74 60H76ZM79 58V57H78ZM184 58V56L182 57ZM229 58H232V57H229ZM251 58V59H250ZM233 59V58H232ZM26 60V61H25ZM53 60V59H52ZM231 60V59H230ZM5 61H7L5 59ZM60 61V60H59ZM158 61V60H157ZM179 61V60H178ZM208 61V60H207ZM18 62V64L20 63ZM111 62H114L111 61ZM250 62V63H249ZM115 63V62H114ZM117 63V62H116ZM230 63H232V61H230ZM1 64V62H0ZM21 64V65H22ZM27 64V63H26ZM66 64V63H65ZM64 64V65H65ZM175 64V65H174ZM180 64V63H179ZM181 64H182V61H181ZM251 67H249V65ZM16 67L14 69V66ZM209 65V64H208ZM20 66V65H19ZM28 66V65H27ZM228 66L231 67L229 69H231V71L228 69ZM25 67V66H24ZM31 67V65H30ZM68 69V68H66ZM64 68V70H66ZM125 69V68H124ZM228 69V70H227ZM240 69V68H239ZM45 70V69H44ZM23 71V70H22ZM24 71H25V68H24ZM48 71V70H47ZM50 71V70H49ZM53 71V70H52ZM73 71V70H72ZM214 71V72H213ZM223 72V74L221 75H217L218 72ZM239 71V70H238ZM64 72V71H63ZM62 72V73H63ZM231 72V73H230ZM21 73V72H20ZM24 73V72H23ZM21 73V74H23ZM51 74V72H48ZM46 72V74H48ZM60 72H58L57 74H59ZM68 72H64L65 75H69V74H66ZM83 73V74H82ZM127 73V72H126ZM148 73V72H147ZM48 74V75H50ZM56 75V73H54ZM63 74V75H64ZM54 75V76H55ZM61 75V73H60ZM59 75V76H60ZM130 75V74H129ZM184 75L186 76L187 79L184 78ZM41 77H38L40 78L39 79V82L40 80L43 81L45 78L46 75L43 76V74L41 75ZM23 77L26 79V77L23 75ZM28 77V76H27ZM53 76H50V79H51V83L48 82L47 85H49L51 87V89H53V91H55L57 89V85L56 84V78H58L57 76L54 78L55 82L53 83ZM61 77H63L61 75ZM65 77V76H64ZM70 77V76H69ZM148 77V76H147ZM37 78V77H36ZM44 78V79H43ZM47 78V77H46ZM72 78V77H71ZM243 78V79H242ZM43 79V80H42ZM49 79V80H50ZM134 79V78H133ZM48 80V78H47ZM53 80V81H52ZM59 80V79H58ZM137 80V79H136ZM35 81V80H34ZM46 81V80H44ZM248 81V79H247ZM246 81V83L244 82H238L236 84H239V86H241V88H249L251 87L250 86V83H248ZM24 82V81H23ZM226 82V83H225ZM28 83V82H27ZM142 83H144L142 81ZM199 83V82H198ZM227 85V87L224 86V84ZM248 83V84H247ZM41 84V83H40ZM56 84V85H55ZM141 84V83H140ZM191 84L190 83V87H191ZM235 84V85H236ZM60 85V84H59ZM145 85V84H144ZM148 84L145 85V87L147 86ZM177 85V84H176ZM234 85V86H235ZM254 85V84H253ZM258 85V84H257ZM139 86L142 88V90L139 88ZM179 86V85H178ZM189 86V85H188ZM259 86V85H258ZM261 86V85H260ZM148 87V86H147ZM231 87V86H230ZM236 87V86H235ZM264 87V85L262 86V88ZM35 88V87H34ZM34 88H31L34 90ZM149 88V87H148ZM224 88V89H223ZM234 88V87H232ZM237 88V87H236ZM150 89V88H149ZM201 89V90H202ZM217 89V88H216ZM161 90V89H160ZM177 90V89H176ZM218 90V89H217ZM218 90V91H219ZM76 91H78L77 95L76 94ZM102 91V92H103ZM147 91V89H146ZM149 91V90H148ZM216 91V92H218ZM29 92V91H28ZM48 92V91H47ZM89 92V93H90ZM197 92V91H196ZM259 92V91H258ZM149 94H154L156 95L157 92L156 91H149L148 92ZM192 93V92H191ZM26 94H30V93H26ZM33 94V93H31ZM116 94V95H114ZM227 94V93H226ZM242 94V92H241ZM36 95V94H35ZM38 95V94H37ZM123 95V96H122ZM158 95V94H157ZM176 95V94H175ZM188 95V94H187ZM24 96V94L22 95ZM88 96V95H87ZM204 96V97H205ZM215 96V95H214ZM216 96H217V93H216ZM215 96V97H216ZM226 96V95H225ZM229 96V95H228ZM30 97V96H29ZM34 97V96H33ZM161 97V96H160ZM189 97V96H188ZM202 97V96H201ZM220 96L218 95V97H216L217 99L219 98ZM234 97V96H233ZM232 97V99H233ZM83 98V96H82ZM163 98V97H162ZM213 101H215V99ZM237 98V97H236ZM240 98V97H238ZM207 101L208 98H206ZM228 99V98H227ZM230 99V100H232ZM235 99V98H234ZM246 99V98H245ZM37 100V98L35 99ZM63 100V99H62ZM67 100V101H69ZM76 100V98H75ZM102 100V99H101ZM121 102H120V101ZM226 100V99H224ZM236 100V99H235ZM69 101V102H70ZM206 101V100H204ZM211 101V100H210ZM212 101V102H213ZM220 101V100H219ZM238 101V100H237ZM2 102V103H1ZM65 102V101H64ZM90 102V101H89ZM217 102V101H216ZM221 102V101H220ZM225 102V101H224ZM223 102V103H224ZM110 103H113L111 104L113 109H111L110 111L108 110V104ZM131 103V105H130ZM175 103V102H174ZM209 103V102H208ZM207 103V104H208ZM219 104V102H217ZM227 103V101L225 102ZM67 104V103H66ZM76 104V103H75ZM88 104V103H87ZM176 104V103H175ZM204 104H206L204 102ZM206 104V105H207ZM215 104V103H213ZM217 104V105H218ZM209 105V104H208ZM220 105V104H219ZM226 105V104H225ZM238 105V104H237ZM236 105V106H237ZM241 105V104H240ZM248 105V104H247ZM262 105V104H261ZM87 106V105H86ZM99 106V105H98ZM202 106V105H201ZM210 106V105H209ZM230 106V105H229ZM244 106V105H243ZM78 107V106H77ZM84 106H82L80 109H82ZM206 107V106H205ZM212 106H210L211 108ZM227 107V106H226ZM67 108V107H66ZM204 108V107H202ZM209 108V107H208ZM206 108V109H208ZM235 108V107H234ZM219 109V108H218ZM35 110V109H34ZM68 110V109H67ZM200 110L203 111V109H201L200 107ZM215 110V109H214ZM69 111V110H68ZM67 111V112H68ZM210 111V110H209ZM212 111V110H211ZM72 112V111H71ZM55 113V114H54ZM176 113V115H178V117L176 118V116H174V114ZM184 113V112H183ZM187 113V112H186ZM67 115V117H65L64 115ZM79 114V113H78ZM86 114V113H85ZM88 114V113H87ZM185 114V113H184ZM183 114V115H184ZM249 114V113H248ZM259 114V113H258ZM74 115V114H73ZM231 115V114H230ZM57 116V115H56ZM173 116V117H172ZM182 116V115H181ZM262 116V115H261ZM54 117V116H53ZM82 117V116H81ZM186 117V116H185ZM58 118V117H56ZM230 118V117H229ZM77 119V118H76ZM121 119V118H119ZM196 119V118H195ZM228 119V118H227ZM63 120V118H62ZM63 120V122H64ZM81 120V119H80ZM210 120V119H209ZM237 120V119H236ZM196 121V120H195ZM110 122V121H109ZM242 122V120H241ZM123 123V124H122ZM196 123V122H195ZM252 123V122H251ZM250 123V124H251ZM260 123V122H259ZM115 124V123H114ZM235 124V123H234ZM238 124V123H237ZM262 124V123H261ZM125 125V124H124ZM62 126V125H61ZM196 126V125H195ZM226 126V125H225ZM241 126V125H240ZM239 126V127H240ZM261 126V125H260ZM51 128V126H49ZM105 122L103 123V129L105 128ZM108 127V126H107ZM109 127H110V124H109ZM199 127V126H198ZM248 127V126H247ZM252 127V126H251ZM111 128V127H110ZM107 129V128H106ZM240 129V128H239ZM246 129V128H245ZM253 129V128H252ZM101 130V131H100ZM109 130V129H108ZM200 130V129H199ZM204 130V128H203ZM249 130V129H248ZM258 130V129H257ZM263 130V129H262ZM59 131H60V128H59ZM105 131V130H104ZM135 131V132H136ZM194 131L196 132L197 130L194 129ZM205 131V130H204ZM221 131V130H220ZM247 132V130H245ZM254 131V130H253ZM93 132V133H91ZM107 132V131H106ZM200 131H198L199 133ZM201 133V132H200ZM61 134V133H60ZM99 134V133H98ZM96 134V136L98 135ZM110 134V133H109ZM129 134H132L131 132ZM197 134V133H196ZM247 134L249 135V133L247 132ZM114 135V134H113ZM139 135V134H137ZM217 135V134H216ZM243 135V133H242ZM252 135V133L250 134ZM247 136V142H239L236 140V143H241V145L239 146L240 148V153H243V152H247L248 154H254V159L259 162V159L261 161L264 162V143L261 144L257 141H255L254 139V146L252 144H250L251 142H253V137L252 136ZM255 135V134H254ZM99 136V135H98ZM120 136V135H119ZM132 136V135H131ZM134 136V134H133ZM256 136V135H255ZM233 137V136H232ZM262 137V136H261ZM69 138V137H68ZM134 138V137H133ZM137 138V137H136ZM240 138V137H239ZM256 138V137H255ZM243 139V138H242ZM261 139V138H260ZM259 139V140H260ZM264 139V138H263ZM262 139V141H263ZM92 140V139H91ZM235 140V139H233ZM89 141V140H87ZM107 141V140H106ZM109 141V139H108ZM132 141V140H131ZM246 141V139L244 140ZM93 142V140H92ZM113 142V140H112ZM229 142V141H228ZM258 142V143H256ZM264 142V141H263ZM86 143V142H85ZM106 143V142H105ZM114 143V142H113ZM141 143V142H140ZM227 143V142H226ZM233 143V142H231ZM98 144V142L96 143L95 142V145ZM112 144V143H111ZM230 144V143H229ZM250 144V146L253 148H251V151L248 149V145ZM109 145V143L107 144ZM111 146V145H109ZM208 146V145H207ZM206 146V147H207ZM74 147V146H73ZM88 147V146H87ZM205 147V148H206ZM108 148V147H107ZM154 148V147H153ZM208 148V147H207ZM56 149V148H55ZM98 149V148H97ZM114 147L111 146L109 147V151H108V155L111 156L112 154H115L113 150ZM71 150V149H70ZM75 151V150H74ZM79 151V152H80ZM92 151V150H91ZM120 151V149H119ZM236 151V150H235ZM82 152V151H81ZM123 152V151H122ZM54 153V152H53ZM68 153V152H67ZM77 153V152H75ZM91 152H84V155H82L83 153H81V156L77 157V161H82L83 166H82V171L81 172H74L72 170H70V167H67L66 164L68 163L67 160H62V162H59V164H62L61 165V168H62V172H64L65 174H67V176L71 179V180H75L76 182H80L81 178H82V173L84 170H86V174L90 175V178H91V173H93L94 170H96L92 167L93 166V158L96 157L95 155H89V157L85 158L84 156L85 155H88L90 154ZM93 153V152H92ZM118 153V152H117ZM143 153V152H142ZM157 153V152H156ZM193 153V154H194ZM79 154V153H78ZM77 154V155H78ZM159 154V153H158ZM192 154V155H193ZM238 154V153H237ZM246 154V153H244ZM259 154H263L262 156H260V158L258 159L257 156ZM234 155V154H233ZM242 156V154H240ZM48 156V157H47ZM119 156V155H118ZM138 156V155H137ZM163 155H161L162 157ZM239 156V154L237 155ZM240 156V158H241ZM84 157V158H83ZM126 157V156H125ZM236 157V156H235ZM234 157V158H235ZM259 157V156H258ZM70 158H73V157H70ZM92 160V163L91 161H88L89 159ZM84 159H87L85 161H83ZM101 159V158H100ZM115 159V158H114ZM130 159V158H129ZM243 159V158H242ZM50 160V159H49ZM171 160V159H170ZM58 160H56L55 162H57ZM64 161V162H63ZM76 161V159H75ZM122 161V160H121ZM174 161V160H173ZM239 161V160H238ZM243 161V160H242ZM101 162V161H100ZM179 162V163H178ZM52 163V162H51ZM73 163V161H72ZM90 163V164H89ZM119 163V162H118ZM122 163V162H121ZM183 163V162H181ZM241 163V162H240ZM97 164V163H96ZM95 164V165H96ZM100 164V163H98ZM175 164V165H177ZM235 164V163H234ZM261 164V163H260ZM24 165V166H23ZM68 165V164H67ZM122 165V164H121ZM124 165V164H123ZM48 167V170H44V167ZM80 166V167H81ZM128 166V165H127ZM186 166V165H185ZM262 166V165H261ZM75 167V166H74ZM98 167V166H96ZM101 166H99L100 168ZM182 167V166H181ZM187 167V166H186ZM97 168L100 173L102 174L103 171L101 172L102 169H99ZM104 168V167H102ZM113 168V167H111ZM175 168V167H174ZM180 167L178 166V169ZM183 168V167H182ZM255 168V167H254ZM262 168V167H261ZM106 169V168H105ZM128 169V168H127ZM131 169V168H130ZM176 169V168H175ZM246 171H247V168L245 167ZM93 170V171H92ZM118 170V169H117ZM205 170V169H204ZM255 170V169H254ZM263 170V169H262ZM22 171V173L20 174V172ZM50 171V170H49ZM92 171V172H91ZM179 171V170H178ZM177 171V172H178ZM56 173L58 174L59 173V169H58V172L57 170H54V167L51 168V172H49L50 174H53V173ZM85 172V171H84ZM91 172V173H90ZM119 172V171H118ZM176 172V171H175ZM181 172V171H180ZM179 172V173H180ZM259 173V171H257ZM256 172V173H257ZM263 172V171H261ZM23 173H25V175H22ZM98 173V172H97ZM143 173V172H142ZM241 174L245 173L244 170L242 169ZM255 173V174H256ZM55 174V175H56ZM150 174V173H149ZM202 174V173H201ZM248 174V173H247ZM54 175V174H53ZM60 175V174H58ZM97 175V174H96ZM108 175V174H107ZM123 175V174H122ZM132 175V174H131ZM203 175V174H202ZM251 175V178H252V174H249V176ZM24 176V177H22ZM50 176V175H49ZM61 176V175H60ZM60 176L58 178H60ZM104 176V175H103ZM106 176V175H105ZM104 176V177H105ZM245 176V175H244ZM248 176V175H247ZM248 176V177H249ZM254 176V175H253ZM259 176V175H258ZM25 177L27 178V180L25 181ZM62 177V176H61ZM92 177L95 178L94 175H92ZM131 177V176H130ZM257 177V176H256ZM51 178L54 180V181H57L56 178L52 177ZM63 178V177H62ZM87 178V176H86ZM147 178V177H146ZM193 178V177H192ZM204 178V177H203ZM211 178V177H210ZM236 178V177H235ZM234 178V179H235ZM260 181L262 180V182L264 183V176L262 177L259 176ZM61 179V178H60ZM83 179V178H82ZM89 179V177H88ZM111 179V178H110ZM133 179V177H132ZM136 179V178H135ZM148 179V178H147ZM152 179V178H151ZM154 179V178H153ZM156 179V178H155ZM188 180V178H187ZM195 180V179H194ZM192 181L191 186L190 188H194V189H198V187H200L202 189V185H200V181ZM204 180V179H203ZM250 180V179H249ZM248 180V181H249ZM51 181V180H50ZM63 181V179H62ZM70 181V180H69ZM86 181V180H85ZM93 181H99L98 184L99 186H102L103 188L104 187H110L112 188L113 190V187H112V184H109L108 186L106 185L105 186V183H107V181H100L99 178H97L96 180L94 179ZM144 181V180H143ZM259 181V180H258ZM259 181V182H260ZM66 184H69V185H72L68 182V179L66 178ZM90 182V181H89ZM105 182V183H103ZM117 182V181H116ZM122 182V181H121ZM126 182V181H125ZM133 182V181H131ZM136 182V181H135ZM184 182H187L186 180ZM243 182V181H242ZM246 182V181H245ZM253 182V181H252ZM262 182H260L259 185H256L253 189V185H251L252 188H249V187H245L242 185L241 189L243 190V194H246L247 196L249 195H252L254 193H258V195H262V188L264 187L263 184H261ZM54 183V182H53ZM59 183V181H58ZM65 183V182H63ZM62 183V184H63ZM72 183V182H71ZM142 183V182H141ZM152 183V181H151ZM156 183V182H155ZM174 183V182H173ZM188 183V182H187ZM78 184V183H77ZM96 183L92 184V183H88V185H90L92 187V189L95 191L94 194L91 195V197H93L95 199V194H98L96 196H98L99 198H96L95 200L98 201L99 204H101V206H103V208L106 206L107 204V199L105 202H101L100 200V196L103 197V194L100 195L99 193L101 192L102 193V190L100 191L99 189L96 188ZM97 184V185H98ZM121 184V183H120ZM132 184V183H131ZM185 184V183H184ZM190 184H187V185H190ZM244 185H246V183L243 182ZM249 184V183H247ZM253 184V183H252ZM58 185V184H57ZM60 185V184H59ZM74 185V184H73ZM134 185L137 187V186H141V185H137L134 183ZM144 185V184H143ZM147 185V184H146ZM255 185V184H254ZM75 186V185H74ZM87 186V184H86ZM145 186V185H144ZM165 186V185H164ZM61 187V186H60ZM132 187V186H131ZM148 187H149V184H148ZM156 187V186H154ZM184 187V186H183ZM188 188V186H186ZM57 188V187H56ZM62 188V187H61ZM71 187H69L70 189ZM84 188V187H83ZM86 188V187H85ZM126 188H127V184H126ZM138 188V187H137ZM161 188V187H160ZM102 189V188H101ZM109 189V188H108ZM131 189V188H130ZM133 189V188H132ZM142 189V187H141ZM148 189L147 187L144 189L146 190ZM155 189V188H154ZM111 190V189H110ZM111 190V192H112ZM139 190V188H138ZM137 190V191H138ZM151 190V189H150ZM149 189L147 190V192L150 191ZM190 190V189H189ZM57 191V189H56ZM89 191V190H88ZM136 191V192H137ZM158 191V190H157ZM185 191V190H184ZM110 192V191H108ZM135 192V193H136ZM141 192V191H140ZM154 192V191H153ZM171 192V191H170ZM199 192V191H198ZM74 193V192H73ZM122 193V192H121ZM120 193V194H121ZM130 193V192H129ZM138 193V192H137ZM151 193V192H150ZM190 193V191H189ZM56 194L58 195V192H56ZM55 194V195H56ZM78 194V193H77ZM88 194V193H86ZM126 194V192H125ZM146 194L145 191H143V195ZM169 194V193H168ZM174 194V193H173ZM56 195V196H57ZM85 195V193H84ZM90 195V194H89ZM127 196H129V194H126ZM55 196V198H56ZM60 196V195H59ZM131 196V194H130ZM133 196V195H132ZM140 196V195H139ZM234 196V195H233ZM138 197V196H136ZM141 197H142V194H141ZM141 197H138L139 200H141L140 198ZM145 196H143L144 198ZM149 197V195H148ZM241 197V196H240ZM255 197V196H254ZM53 199V197H51ZM67 198V197H66ZM164 198V197H163ZM167 198V197H166ZM170 198V196H169ZM174 198V197H173ZM235 198V197H233ZM120 199H121V196H120ZM128 200V198H126ZM199 199V198H198ZM241 199V198H240ZM82 200V199H81ZM90 200V199H89ZM132 200V199H131ZM138 199H136L137 201ZM145 200V199H144ZM143 200V201H144ZM148 199H146L147 201ZM151 200V199H150ZM79 201V200H78ZM121 201V200H120ZM144 201V202H146ZM163 201V200H162ZM91 203V201H89ZM143 202V203H144ZM138 203V202H137ZM156 203V202H155ZM158 204H160L161 202H157ZM156 203V204H157ZM165 203V201H164ZM242 203V202H240ZM88 204V203H87ZM95 204V202L93 203ZM139 204V203H138ZM149 204V203H148ZM235 204V206H237L238 204H236V201L234 200L233 202V205ZM140 205V204H139ZM153 205V204H152ZM155 205V204H154ZM153 205V206H154ZM243 205V204H242ZM51 206H53L51 204ZM82 206V204L80 205ZM88 206V205H87ZM93 206V205H92ZM137 206V205H136ZM152 206V208H153ZM30 207V208H29ZM68 207V206H67ZM75 207V206H74ZM89 207V206H88ZM142 207V206H141ZM148 207V206H147ZM157 207V206H156ZM76 208V207H75ZM98 208V207H97ZM135 208H139V206L135 207ZM240 208V207H239ZM28 209L31 211L29 212ZM78 209V208H77ZM80 209V208H79ZM140 209V208H139ZM241 209V208H240ZM256 209V208H255ZM27 210V211H25ZM76 210V209H74ZM73 210V211H74ZM112 210V209H111ZM134 210V209H133ZM145 210V208H144ZM242 210V209H241ZM57 211V210H56ZM217 211V210H216ZM27 212H29V214H27ZM116 212H118L116 210ZM115 212V214H117ZM134 212V211H133ZM136 212V211H135ZM134 212V213H135ZM32 213V215H31ZM44 214H48L49 215V219H47V222H51V228L48 229L46 231L45 229V224L46 221L44 220ZM59 214V213H57ZM162 214V213H161ZM168 213H165V214H162L160 215V217L158 218H155L154 221H150L151 222V226L150 227H153V225L155 223L153 222H158L161 221V219H163L164 217H166ZM171 215V213H169ZM212 214V213H211ZM244 214V213H243ZM104 215V214H103ZM149 215V214H147ZM159 215V214H158ZM34 216V217H33ZM58 216V215H56ZM236 216V215H235ZM238 216V215H237ZM236 216V218H237ZM246 216V215H245ZM244 216V217H245ZM33 217V218H32ZM60 217V216H59ZM58 217V218H59ZM230 217V216H229ZM239 217V216H238ZM3 218V219H2ZM169 218V217H167ZM212 218V217H211ZM228 217H222L220 218L219 216L215 219L218 223H219V226L222 228L223 226L227 225L228 223H230L231 221H229L227 219ZM234 218V217H233ZM63 219V217H62ZM235 219V218H234ZM55 220V219H53ZM60 220V218H59ZM214 220V221H215ZM57 221V219H56ZM96 221V220H95ZM100 221V220H99ZM195 221V220H194ZM245 221V220H244ZM68 222V221H67ZM91 222V221H90ZM18 223V222H16ZM239 223V222H238ZM63 224V223H62ZM60 224V225H62ZM59 225V224H58ZM231 225V224H230ZM29 226V227H30ZM35 226V225H34ZM57 226V227H56ZM100 226V224H99ZM171 226V225H170ZM173 226V225H172ZM36 227V226H35ZM106 227V226H104ZM103 227V228H104ZM79 228V227H78ZM225 228V227H224ZM228 228V227H227ZM80 229V228H79ZM97 229V228H96ZM102 229V228H100ZM235 229V228H234ZM47 233L45 235V232ZM185 230V229H184ZM228 230V229H227ZM240 230V229H239ZM30 231V230H28ZM60 231V230H59ZM116 231V230H115ZM232 231V230H231ZM234 231V232H233ZM232 232H229L230 235L228 236V238L231 236H233L235 234V230H233ZM31 232V231H30ZM76 232V231H75ZM34 233V232H33ZM36 233V232H35ZM34 233V234H35ZM168 233V231H167ZM237 233V232H236ZM57 234V233H56ZM62 234V232H61ZM52 235V234H51ZM63 235V234H62ZM67 235V234H66ZM25 236V235H24ZM30 236V235H29ZM116 236V235H115ZM160 236V235H159ZM227 236V235H226ZM236 236V235H235ZM65 237V236H63ZM81 237V236H80ZM153 237V236H152ZM171 237V236H170ZM237 237V236H236ZM33 238V236H32ZM37 238V239H38ZM48 242L50 241L49 239V235L46 236ZM66 239V237H65ZM114 239V238H113ZM188 239V238H187ZM234 239V238H233ZM27 240V239H26ZM102 240V239H101ZM106 240V239H105ZM120 240V239H119ZM203 240V239H202ZM65 241V240H64ZM115 241V240H114ZM51 242V241H50ZM54 242V240H53ZM126 242V241H125ZM168 242V241H166ZM188 243V242H187ZM234 243V242H233ZM40 244V243H38ZM92 244V243H91ZM8 245L10 246H14V251L12 249L10 250V248H8ZM34 245V244H33ZM70 245V246H69ZM67 244L65 246V249H66V252L69 253V254H66L63 258L59 259V262L58 264H67V258L69 260V258H71L75 252L73 249H75L74 247H71V244ZM3 246H6L4 247L3 249ZM31 246V245H30ZM61 246V245H60ZM81 246V245H80ZM155 246V245H154ZM190 246V245H188ZM227 246V245H226ZM234 246V245H233ZM255 246L257 245H254V248ZM262 246V245H261ZM29 247V246H28ZM32 247V248H33ZM79 247V246H78ZM240 247V246H239ZM238 247V248H239ZM244 247V246H243ZM125 248V247H124ZM181 248V247H180ZM228 248V247H227ZM248 248V246H247ZM259 248V247H258ZM49 249V248H48ZM77 249V247H76ZM75 249V250H76ZM93 249V248H92ZM91 249V251H92ZM96 249V248H94ZM93 249V250H94ZM241 249V248H240ZM239 249V250H240ZM244 249V248H243ZM54 250V249H53ZM78 250V252H77ZM76 250V253H79V255L81 254L83 256V254L85 255H88L89 256V259L91 258V255L89 254L90 253V250H89V253L87 251V248L86 247H81L80 249H77ZM123 250V249H122ZM130 250V249H129ZM238 250V249H237ZM245 250V249H244ZM247 250V249H246ZM253 248H251V253L253 252ZM117 251V250H116ZM227 251V250H226ZM233 251V250H232ZM257 251H259L257 249ZM25 252V251H24ZM231 252V251H229ZM234 252V251H233ZM239 252V251H238ZM249 252V251H248ZM245 253V254H242V253H235V254H232V255H236L235 258L237 257V259H235L236 261L238 260V257L239 258H244V256H247L246 258H244V262L246 261H249L250 258H254V264H264V256L263 255H258V256H255L256 254H251V253ZM26 253V252H25ZM119 253V252H118ZM200 253V252H199ZM53 254V255H52ZM219 254V252H218ZM258 254V253H257ZM70 255V257H69ZM94 255V254H93ZM115 255V254H114ZM177 255V254H176ZM182 255V254H181ZM186 255V254H185ZM209 255V254H208ZM23 256L25 257L26 259V262H22L20 261L21 258H23ZM133 256V255H132ZM214 256V255H213ZM121 257V256H120ZM198 257V256H197ZM210 257V255H209ZM56 258V257H55ZM88 258V257H87ZM94 258V257H93ZM117 258V256L115 257ZM174 258V257H173ZM109 259V258H107ZM181 259H183L181 257ZM204 259V258H203ZM24 260V259H23ZM72 260L73 257H72ZM95 260V258H94ZM127 260V259H126ZM175 260V259H173ZM70 261V260H69ZM116 261V259H115ZM128 261V260H127ZM163 261V260H162ZM178 261V260H177ZM189 261V260H188ZM84 262V261H82ZM96 264L95 261H92ZM104 262V261H103ZM102 262V264H103ZM118 262V260H117ZM124 262V261H122ZM184 262V261H183ZM261 262V263H259ZM30 263V264H31ZM119 263V262H118ZM85 264V263H84ZM93 264V263H92ZM104 264H110L109 263V260L104 262ZM124 264V263H123ZM173 264H182L181 262H173ZM185 264V263H184ZM200 264V263H199ZM219 264V263H218ZM252 264V263H251Z\"/></svg>", "mask_w": 264, "mask_h": 264}]
</instances>
